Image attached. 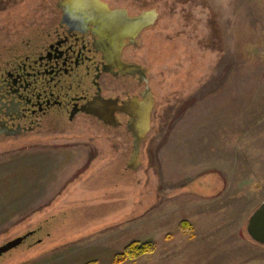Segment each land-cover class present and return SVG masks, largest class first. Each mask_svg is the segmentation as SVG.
<instances>
[{
    "label": "rangeland",
    "instance_id": "1",
    "mask_svg": "<svg viewBox=\"0 0 264 264\" xmlns=\"http://www.w3.org/2000/svg\"><path fill=\"white\" fill-rule=\"evenodd\" d=\"M53 1L0 0V27ZM107 1L158 15L141 38L157 132L135 172L93 130L0 142V247L26 237L0 264H111L133 242L156 248L124 264H264L245 231L264 202V0Z\"/></svg>",
    "mask_w": 264,
    "mask_h": 264
},
{
    "label": "flooded vegetation",
    "instance_id": "2",
    "mask_svg": "<svg viewBox=\"0 0 264 264\" xmlns=\"http://www.w3.org/2000/svg\"><path fill=\"white\" fill-rule=\"evenodd\" d=\"M60 1L38 6L31 20L21 14L18 28L0 27V142L93 130L110 144L109 163L133 171L127 166L138 135L146 131L139 143L141 165L149 136L157 132V69L141 43L153 26L109 55L113 49L95 26L71 19ZM100 1L130 17L147 10L143 3Z\"/></svg>",
    "mask_w": 264,
    "mask_h": 264
},
{
    "label": "water",
    "instance_id": "3",
    "mask_svg": "<svg viewBox=\"0 0 264 264\" xmlns=\"http://www.w3.org/2000/svg\"><path fill=\"white\" fill-rule=\"evenodd\" d=\"M59 5L63 11L73 20L92 23L99 34L110 46L120 49L124 39L133 40L142 30L155 24L157 13L154 10H146L141 14L130 17L124 9H110L100 0H61ZM119 50L108 51L109 55H118ZM148 128V127H147ZM146 131L141 132L139 139L135 140L132 161L127 168L136 171L140 166L138 162V150L140 138ZM246 234L250 241L264 247V202H262L249 216L246 226ZM26 237H19L0 247V256L19 246Z\"/></svg>",
    "mask_w": 264,
    "mask_h": 264
},
{
    "label": "trees",
    "instance_id": "4",
    "mask_svg": "<svg viewBox=\"0 0 264 264\" xmlns=\"http://www.w3.org/2000/svg\"><path fill=\"white\" fill-rule=\"evenodd\" d=\"M179 229L181 231H191V226L187 222H182L179 224ZM155 244L153 242H133L127 245L119 254L113 257L111 264H124L127 261L134 262L140 257L145 255L153 254L155 251ZM93 264V263H87Z\"/></svg>",
    "mask_w": 264,
    "mask_h": 264
}]
</instances>
